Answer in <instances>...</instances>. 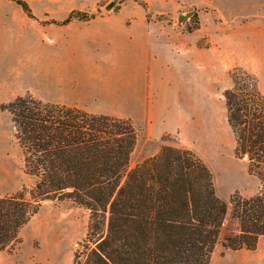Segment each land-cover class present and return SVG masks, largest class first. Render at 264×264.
I'll return each instance as SVG.
<instances>
[{
    "label": "rangeland",
    "instance_id": "374dc122",
    "mask_svg": "<svg viewBox=\"0 0 264 264\" xmlns=\"http://www.w3.org/2000/svg\"><path fill=\"white\" fill-rule=\"evenodd\" d=\"M21 1L31 16L0 0V198L33 201L37 182L25 171L9 106L28 96L67 103L132 122L131 168L165 146L193 151L228 204L211 264H264V243L224 247L238 229L232 196L260 188L237 154L224 92L242 69L264 94V0ZM73 12L81 19L63 24ZM89 225L90 211L72 200H45L0 264H77Z\"/></svg>",
    "mask_w": 264,
    "mask_h": 264
},
{
    "label": "trees",
    "instance_id": "16d2710c",
    "mask_svg": "<svg viewBox=\"0 0 264 264\" xmlns=\"http://www.w3.org/2000/svg\"><path fill=\"white\" fill-rule=\"evenodd\" d=\"M29 15V5L13 0ZM80 18L71 13L63 24ZM88 18V17H84ZM81 19V18H80ZM224 92L237 154L247 157L259 192L232 196L224 247L254 250L264 236V94L242 69ZM24 150L25 171L37 178L33 201L0 198V253L45 200H72L90 211L77 264H210L220 242L228 204L216 192L208 166L191 150L163 147L130 167L137 141L130 120L77 106L20 97L7 109Z\"/></svg>",
    "mask_w": 264,
    "mask_h": 264
},
{
    "label": "crops",
    "instance_id": "0c3cea01",
    "mask_svg": "<svg viewBox=\"0 0 264 264\" xmlns=\"http://www.w3.org/2000/svg\"><path fill=\"white\" fill-rule=\"evenodd\" d=\"M63 104H65V105H69V106H73V105H70V104H67V103H63ZM78 107V106H77ZM80 108V107H79ZM82 109V108H81ZM85 110V109H84ZM87 111V110H86ZM89 112V111H88ZM90 113H92V112H90ZM95 114V113H94ZM157 155V154H156ZM153 156H155V155H153ZM153 156H151V157H153ZM150 157V158H151ZM259 192V187L258 188H256V190H254V192H253V194L251 195V196H254V195H256L257 193ZM250 196V197H251ZM238 231V229L235 231V232H237ZM264 243V236H262V237H260L259 238V240H258V248L259 247H261V245ZM216 250V249H215ZM215 250H214V252H215ZM244 250H246V249H242V250H240V251H238V252H243ZM214 254V253H213ZM213 257V256H212ZM212 261V260H211ZM211 264V263H210Z\"/></svg>",
    "mask_w": 264,
    "mask_h": 264
},
{
    "label": "water",
    "instance_id": "95a60500",
    "mask_svg": "<svg viewBox=\"0 0 264 264\" xmlns=\"http://www.w3.org/2000/svg\"><path fill=\"white\" fill-rule=\"evenodd\" d=\"M114 5H115V2L109 4V5L107 6V9L110 10L111 8L114 7ZM191 15H192V13H188V14L185 15V16H181V17H180V21H186Z\"/></svg>",
    "mask_w": 264,
    "mask_h": 264
}]
</instances>
